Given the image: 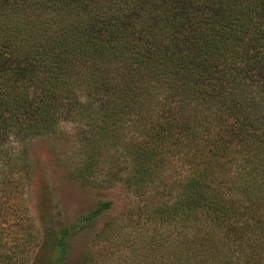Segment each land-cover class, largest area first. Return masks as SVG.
Masks as SVG:
<instances>
[{
	"label": "trees",
	"instance_id": "16d2710c",
	"mask_svg": "<svg viewBox=\"0 0 264 264\" xmlns=\"http://www.w3.org/2000/svg\"><path fill=\"white\" fill-rule=\"evenodd\" d=\"M62 121L79 124L81 180L120 155L141 193L169 157L188 163L148 258L264 264V0H0V263L36 245L8 204L32 173L27 144Z\"/></svg>",
	"mask_w": 264,
	"mask_h": 264
},
{
	"label": "rangeland",
	"instance_id": "374dc122",
	"mask_svg": "<svg viewBox=\"0 0 264 264\" xmlns=\"http://www.w3.org/2000/svg\"><path fill=\"white\" fill-rule=\"evenodd\" d=\"M79 130L76 122L62 121L55 134L27 144L32 173L8 206L19 209L35 233L36 245H30L20 260L0 264H51L60 232L69 233L64 264H157V257L165 253L148 258L154 248L161 249L157 241L168 233L154 210L177 196L176 183L190 172L186 160L181 155L169 157L160 182L141 193L134 191L131 166L120 155H102L98 182L81 180L74 175L84 160ZM107 202L111 207L93 216ZM9 219L11 224L10 210ZM109 222L107 235L100 237ZM168 231L174 237L175 229Z\"/></svg>",
	"mask_w": 264,
	"mask_h": 264
}]
</instances>
